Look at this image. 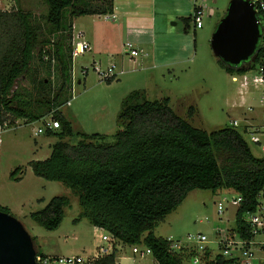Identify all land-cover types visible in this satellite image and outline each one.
I'll use <instances>...</instances> for the list:
<instances>
[{
  "label": "rangeland",
  "instance_id": "1",
  "mask_svg": "<svg viewBox=\"0 0 264 264\" xmlns=\"http://www.w3.org/2000/svg\"><path fill=\"white\" fill-rule=\"evenodd\" d=\"M99 5L103 0H77ZM171 8L174 0H164ZM230 0H195L196 6L202 7V26H194L191 22L184 30L182 17L193 14L192 9L175 2L166 22V29L156 32L154 44L132 48L138 55L131 57L124 46L119 45V24L123 22L120 10H115L116 20H109L104 14L81 15L75 19L77 40H85L90 49L73 56L72 50L76 40L69 29L52 30L46 22V0H0V9H26L41 25L40 44L36 48L50 51V62H40L37 57L32 63L31 75L48 80V91L52 97L61 84L60 61H66L69 67V80L59 98V106L46 115L52 118L55 110L66 117L74 132L100 133L105 135L106 142H113L115 133L121 127L118 115L123 107V100L133 91H141L148 100H161L169 97L174 111L189 121L194 127L208 132L231 126L236 119L242 130L246 123L262 122L263 106L261 87L256 89L241 85L242 77L238 73H228L217 63V57L211 48L210 38L219 20L224 15ZM158 5L161 4H157ZM164 5V4H162ZM111 12H108V14ZM65 23L73 22L70 9L64 11ZM159 30V31H158ZM80 32H83L79 36ZM196 33V34H194ZM79 36V37H78ZM116 43V44H115ZM57 44L60 49L57 50ZM111 47V48H109ZM112 47L115 49L113 50ZM71 48L72 63L68 62V50ZM99 51V52H98ZM65 54V55H64ZM100 58V60H99ZM95 61V62H94ZM115 64L116 77L111 81L103 80L100 73ZM96 67V68H95ZM122 70V73L120 72ZM255 73L250 72L249 76ZM31 76V77H33ZM19 90L33 89L31 80L19 79ZM18 84L15 85V87ZM34 93L33 105L41 99ZM38 97V98H37ZM70 101V104L67 102ZM250 106L253 107L250 110ZM190 107L193 113L189 115ZM43 131L38 133L37 129ZM61 128H54L59 131ZM42 120L25 123L18 120L14 126L1 132L0 137V205L6 206L12 215L20 220L33 237L36 251L43 254L67 255L79 254L84 257L92 254L99 244V234L104 231L95 230L86 217L81 216L78 196L72 188L60 181L47 180L34 174L30 161L48 157L50 146L57 138L46 133ZM244 136L248 138L247 133ZM75 142L74 137L65 138ZM252 153L259 157L262 150L248 139ZM20 167V180L11 177V172ZM54 196H66L69 204L64 207V216L54 230H48L34 222L30 213L43 208ZM237 193L233 189H193L183 202L154 228L157 237L172 238L185 243L189 234L204 233L209 240H215V226H224L233 220L231 209L217 213L218 202L229 204ZM213 251H221L215 242L209 243ZM145 250L144 245H136ZM117 264H157L151 254L140 256L132 253V246L117 243ZM187 255V254H186ZM185 264H189L187 261Z\"/></svg>",
  "mask_w": 264,
  "mask_h": 264
},
{
  "label": "trees",
  "instance_id": "2",
  "mask_svg": "<svg viewBox=\"0 0 264 264\" xmlns=\"http://www.w3.org/2000/svg\"><path fill=\"white\" fill-rule=\"evenodd\" d=\"M76 1L46 0V22L52 30L72 31L73 22L64 21L66 9H70L71 18L112 13V0H103L96 6L86 1L79 6ZM199 9L195 6L192 15L182 17L185 31L191 22L195 26ZM41 28L30 10L0 9V121L9 120L10 126L20 119L25 123L41 120L51 109H56L61 90L69 80V65L59 59L62 80L59 90L52 97L46 91L47 96L43 97L47 78L31 75L32 71L35 73L32 67L35 57L41 63H49L51 59L50 51L43 48L35 54ZM68 57L72 63L71 48ZM262 57L264 48L258 46L255 60L246 62V68L231 66L218 58L217 63L228 73L243 74L247 68L254 69ZM23 77L31 80L34 92L26 88L24 92L19 90V79ZM115 77L103 80L111 81ZM34 93L42 97L35 98V109ZM192 113L190 107L189 115ZM52 118L59 121L61 128L47 129L46 133L57 139L51 144L48 157L30 161L34 174L72 188L78 196L82 217L111 233L119 243L149 248L157 264H185L189 259L188 253L173 249L167 238L155 236L153 230L191 190L233 189L241 194L243 202L237 212L240 229L241 213L254 205L264 185V154L255 156L237 128L229 126L208 132L194 127L174 111L169 97L148 100L141 91L128 94L118 115L121 127L110 143L105 141L104 134L74 132L59 110L54 111ZM69 137L77 140H65ZM20 171V167L16 168L11 177L20 180ZM68 204V197L54 196L43 208L31 212L30 218L45 229L54 230L60 225ZM0 210L10 212L2 205ZM116 252L114 248L95 263L116 264ZM210 254L207 249L201 264H237L219 253L209 259Z\"/></svg>",
  "mask_w": 264,
  "mask_h": 264
},
{
  "label": "built area",
  "instance_id": "3",
  "mask_svg": "<svg viewBox=\"0 0 264 264\" xmlns=\"http://www.w3.org/2000/svg\"><path fill=\"white\" fill-rule=\"evenodd\" d=\"M252 4L256 18L258 21L260 29V38L257 44L258 46L264 48V0H249ZM202 9H199L195 17V26H202ZM104 17L109 20H115L116 15L112 12L105 14ZM82 34L80 33L79 36ZM78 36V37H79ZM132 42H126L124 45V50L129 53L131 57L138 55V50L134 47L132 48ZM90 50V44L85 40H76L73 45L72 54L76 56L82 54L85 51ZM257 53V50H256ZM44 59H48L47 55H44ZM96 68V67H95ZM115 64L107 67L106 71L100 72L103 75V79L106 77L116 76ZM122 73V70L120 71ZM250 72H254L253 76H249ZM242 81L241 85L245 87L253 86L254 89L257 86L261 87V100L263 106V116L262 122L256 123H246L243 129L240 131L248 143V139L252 141L262 150V155L264 154V57L260 60V63L254 69H248L245 73L241 74ZM70 104V101L67 102ZM250 106V110H251ZM43 124L46 129H54L60 127L59 121L53 118H46L44 116L42 119ZM231 126L237 127L240 122L236 119L231 120ZM9 125V120L0 121V135L1 132L7 128H11ZM43 130L41 128L37 129L40 133ZM247 133L248 138L244 136ZM1 137V136H0ZM243 198L241 194L237 193L236 197H232L229 204L218 202L217 213L222 214L224 209H231L233 212V221L230 222V218L226 221L229 222L227 225L222 227L215 226L214 232L216 239L209 240L208 236L204 233H197L194 235L189 234L187 241L185 243H179L174 239L167 238L170 242V246L179 251L189 254V264H201L202 257L206 250H210L209 259H212L216 254L223 255L226 259L233 260L237 264H264V185L258 191L254 205L244 210L240 215L241 228L237 226V212L241 207ZM100 228V227H98ZM96 228L95 230H98ZM215 242L218 248L221 250L219 252H214L209 243ZM118 240L109 232L104 230V233L99 234V244L94 248V252L87 257L79 254H67V255H55V254H36L37 264H96L95 260L99 257L109 255L113 252L115 245ZM132 253L139 254L140 256H145L151 254L149 248L145 250H139L136 245L132 246Z\"/></svg>",
  "mask_w": 264,
  "mask_h": 264
},
{
  "label": "water",
  "instance_id": "4",
  "mask_svg": "<svg viewBox=\"0 0 264 264\" xmlns=\"http://www.w3.org/2000/svg\"><path fill=\"white\" fill-rule=\"evenodd\" d=\"M260 35L250 1L230 0L211 35V48L218 59L246 68V62L257 56ZM36 254L32 236L22 222L10 212L0 210V264H37Z\"/></svg>",
  "mask_w": 264,
  "mask_h": 264
},
{
  "label": "crops",
  "instance_id": "5",
  "mask_svg": "<svg viewBox=\"0 0 264 264\" xmlns=\"http://www.w3.org/2000/svg\"><path fill=\"white\" fill-rule=\"evenodd\" d=\"M112 2V12L115 14L114 11L119 9L121 12L120 14L123 17V22L119 24V29L117 28V32L119 33L118 42L119 45L121 42V47H123L126 42H132L139 46L154 44L156 40L157 26H159L158 29H166V22L171 17L170 13L172 9L175 8V2L182 4V10H184L183 7H187V10L192 9V11H194V7L196 6L195 0H174L171 8L166 5V1L164 0H112ZM157 4L161 5H158L157 7ZM76 18L77 17L73 20L72 29L74 40H77V35L75 33ZM80 33L83 34V32ZM112 49L114 50L115 48L112 47ZM93 227L94 229L98 228L95 226ZM98 230L104 231L102 228H98Z\"/></svg>",
  "mask_w": 264,
  "mask_h": 264
}]
</instances>
